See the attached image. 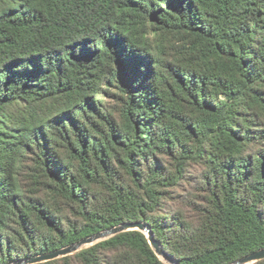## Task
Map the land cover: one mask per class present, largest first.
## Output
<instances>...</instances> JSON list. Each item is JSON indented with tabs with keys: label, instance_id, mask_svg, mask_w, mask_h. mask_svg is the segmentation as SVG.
Listing matches in <instances>:
<instances>
[{
	"label": "trees",
	"instance_id": "trees-1",
	"mask_svg": "<svg viewBox=\"0 0 264 264\" xmlns=\"http://www.w3.org/2000/svg\"><path fill=\"white\" fill-rule=\"evenodd\" d=\"M137 220L180 264L264 247V0H0V264ZM35 264L166 263L134 229Z\"/></svg>",
	"mask_w": 264,
	"mask_h": 264
},
{
	"label": "water",
	"instance_id": "water-1",
	"mask_svg": "<svg viewBox=\"0 0 264 264\" xmlns=\"http://www.w3.org/2000/svg\"><path fill=\"white\" fill-rule=\"evenodd\" d=\"M134 229L140 230L147 235L149 243L154 249L155 253L166 264H180L172 257V255H170L167 251L164 250L163 246L155 238L151 226L145 221H140V220L120 223L112 228L105 229L96 232L94 234L88 235L86 237H83L79 241L66 245L64 247L43 254L35 255L28 259H24L10 264H35V263L57 259L78 252L81 249L86 248L87 246H91L99 241L110 238L118 233L128 230H134ZM262 259H264V247L237 259L231 264H252Z\"/></svg>",
	"mask_w": 264,
	"mask_h": 264
},
{
	"label": "rangeland",
	"instance_id": "rangeland-1",
	"mask_svg": "<svg viewBox=\"0 0 264 264\" xmlns=\"http://www.w3.org/2000/svg\"><path fill=\"white\" fill-rule=\"evenodd\" d=\"M102 93L97 94L96 99L100 100L101 106L103 108L110 109H117L119 102H118V92L117 89L114 87H109L108 85H104ZM195 170H192L191 175L195 174ZM195 178H190L188 182H183L180 188L177 189V193L183 194L186 196L190 191H192V187H196ZM192 183V184H191ZM88 247V246H87Z\"/></svg>",
	"mask_w": 264,
	"mask_h": 264
}]
</instances>
